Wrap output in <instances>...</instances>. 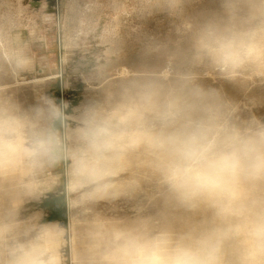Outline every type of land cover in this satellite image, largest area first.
Returning a JSON list of instances; mask_svg holds the SVG:
<instances>
[{
	"label": "clouds",
	"instance_id": "9594fccd",
	"mask_svg": "<svg viewBox=\"0 0 264 264\" xmlns=\"http://www.w3.org/2000/svg\"><path fill=\"white\" fill-rule=\"evenodd\" d=\"M188 2L65 0L53 16L0 0V264H264L260 101L204 82L264 88V0H219L150 43L155 62L117 65L125 17L181 16ZM94 45L99 95L71 114L5 86L37 66L60 73ZM50 195L66 224L26 214Z\"/></svg>",
	"mask_w": 264,
	"mask_h": 264
},
{
	"label": "rangeland",
	"instance_id": "374dc122",
	"mask_svg": "<svg viewBox=\"0 0 264 264\" xmlns=\"http://www.w3.org/2000/svg\"><path fill=\"white\" fill-rule=\"evenodd\" d=\"M64 3L65 0H22L23 6L30 12L40 13L43 10L45 14L53 16L62 14ZM218 8L219 0H189L181 16H172L166 11L153 9L150 13H134L125 17L121 29V56L117 65L135 70L143 64L155 62V55L147 54L150 43H163L175 39L177 28L185 19L199 17ZM114 19L118 20V17ZM102 51L103 48L97 45H94L88 54L76 51L60 73L37 66L34 71L24 73L18 79H9L5 86L25 106L35 105L38 98L44 96L58 104L61 101L66 102L69 105L67 111L71 114L74 109H78L82 104L99 95L96 89L89 87L88 78L96 66L95 54ZM48 56L51 58L53 68L58 67L63 60L54 36L48 49ZM121 71L126 72V70ZM204 82L222 88L237 102L247 103L249 99H257L260 103L253 109V113L264 117V88L257 87L245 92L240 86L227 81L206 79ZM37 211L44 214L46 221H59L65 224L67 222L65 208L52 195L48 199L26 205V214Z\"/></svg>",
	"mask_w": 264,
	"mask_h": 264
}]
</instances>
